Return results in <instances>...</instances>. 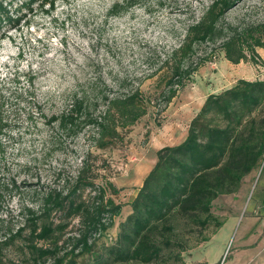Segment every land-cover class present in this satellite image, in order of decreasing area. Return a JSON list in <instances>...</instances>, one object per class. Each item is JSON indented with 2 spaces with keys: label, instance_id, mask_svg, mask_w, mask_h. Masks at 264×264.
Returning <instances> with one entry per match:
<instances>
[{
  "label": "rangeland",
  "instance_id": "374dc122",
  "mask_svg": "<svg viewBox=\"0 0 264 264\" xmlns=\"http://www.w3.org/2000/svg\"><path fill=\"white\" fill-rule=\"evenodd\" d=\"M4 1L10 15L21 18L19 23H0V124L5 126L0 132V181L17 183L3 193L0 220L8 217L14 230L23 225L25 206L39 212L44 193L67 190L86 160L90 176L98 175L97 182L106 177L115 183L120 191L109 195L123 204L109 237L95 242L94 250L104 252L131 211L130 203L155 164L157 150L186 138L210 93L233 86L240 78L264 79L262 63H232L220 47L201 45L199 54L217 50L214 57L166 108L161 110L163 103L151 107L128 131L122 130L124 139L118 145L98 149L89 128L74 138L64 136L46 124L39 107L49 117L78 89L106 88L112 96L140 86L151 95L163 85L161 77L167 73L163 60L182 40L188 17L199 16L211 0H162L164 5L143 0L117 16L109 11L125 0ZM226 20L239 25L263 22L264 0H240ZM94 194L87 189L84 197L91 202ZM212 211L224 225L217 233L214 227L185 229L190 247L182 262L112 264H264V159L242 178L237 192L215 199ZM52 220L68 222L56 255L61 256L71 248L70 238L79 234V217L68 219L57 212ZM5 231H0V240ZM203 236L210 240L202 241ZM42 244L53 247L51 242ZM55 260L50 256L35 262L25 238L0 246V264H57ZM91 260L86 253L76 258L77 264Z\"/></svg>",
  "mask_w": 264,
  "mask_h": 264
},
{
  "label": "trees",
  "instance_id": "16d2710c",
  "mask_svg": "<svg viewBox=\"0 0 264 264\" xmlns=\"http://www.w3.org/2000/svg\"><path fill=\"white\" fill-rule=\"evenodd\" d=\"M142 1L117 2L109 14L117 16ZM239 1L211 0L199 16L188 17L182 40L163 60L161 67L167 66L166 75L161 77L163 85L151 95L140 86L128 88L126 84L122 88L128 90L112 96L106 88L78 89L49 117L39 107L46 124L73 138L89 128L95 146L107 149L118 145L124 139L122 130L128 131L151 107L163 103L161 110L166 108L194 73L212 60L217 50L202 55L198 53L201 45L220 47L232 63L264 65L258 52L264 48V21L239 25L226 20L227 12ZM158 3L164 5L162 0ZM20 19H14L9 4L0 0V23H19ZM4 127L0 124V132ZM156 155L155 164L130 203L131 211L119 223L117 236L104 252L94 250L95 242L109 237L123 204L109 195V191H120L115 183L106 177L97 182L98 175L90 176L86 160L67 190L44 193L39 212L24 207L22 226L14 230L8 217L1 219L0 231H6L0 246L25 238L35 262L54 256L57 264H77L76 258L85 253L92 255L90 264L182 262L183 253L190 247L184 230L214 227L217 233L225 221L213 213L214 200L221 194L237 192L242 178L264 159V79L240 78L232 87L210 93L192 119L186 138L159 148ZM10 186L17 187L16 181H0V204ZM87 189L95 193L91 202L84 197ZM57 212L68 219L79 217L80 222L79 234L70 238L71 248L61 256L56 255L63 247L59 241L68 222L55 223L52 217ZM208 240L210 236L202 237V241ZM40 242H51L53 247Z\"/></svg>",
  "mask_w": 264,
  "mask_h": 264
},
{
  "label": "crops",
  "instance_id": "0c3cea01",
  "mask_svg": "<svg viewBox=\"0 0 264 264\" xmlns=\"http://www.w3.org/2000/svg\"><path fill=\"white\" fill-rule=\"evenodd\" d=\"M258 52L260 53V55H261V57H263L262 59H264V48H261V50H258ZM230 87H232V86H230ZM230 87H227V88H230ZM226 89V88H225ZM215 93H217V91H214ZM214 92H212V93H214ZM155 162H156V159H155ZM153 167V166H152ZM150 170H151V168H150ZM149 170V171H150ZM148 171V172H149ZM148 172L143 176V180H144V178H145V176L148 174ZM143 180H142V183H143ZM142 185V184H141ZM140 185V186H141Z\"/></svg>",
  "mask_w": 264,
  "mask_h": 264
}]
</instances>
